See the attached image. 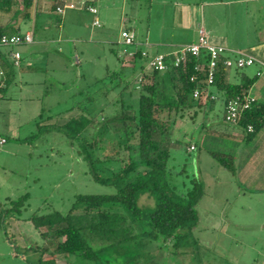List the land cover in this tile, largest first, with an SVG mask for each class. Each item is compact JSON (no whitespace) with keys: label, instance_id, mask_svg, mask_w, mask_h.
<instances>
[{"label":"rangeland","instance_id":"1","mask_svg":"<svg viewBox=\"0 0 264 264\" xmlns=\"http://www.w3.org/2000/svg\"><path fill=\"white\" fill-rule=\"evenodd\" d=\"M176 1L128 0L123 11L139 37L151 33L158 38L163 35L173 39L178 30L174 14ZM119 8L107 11L115 16ZM236 8L223 5L212 10L206 6L205 16L207 22L216 18L229 24L234 29V37L229 42L239 43V51L252 54L255 31H247L239 22L235 23L237 18L233 19L232 14ZM100 11L106 9L102 7L97 16ZM49 16L53 20L50 33L69 35L65 42L69 52L64 47L63 51L56 50L59 44L62 46V40L52 43L48 52L47 46L45 51L40 49L42 46H37L40 51L33 53L31 48L26 50L21 54L22 59L27 57V66L32 70L22 72L0 91V136L6 139L0 145V264L47 263L50 256L47 244L51 245L47 238L49 228L36 222L47 219V214L53 211L67 214L78 195L115 191L113 186L96 181L76 148L62 132L53 129L74 116V110L68 109L82 98L78 94L82 89L96 92L95 81L118 67L114 53L117 44L97 42L91 33L106 31L114 37L123 29L121 22L115 20L109 29L100 20L99 27L92 26L94 15L85 8L64 9L63 13L51 10ZM40 27L38 21L35 41H39L36 38L43 30ZM21 44L7 47L15 51ZM57 54L59 57L55 58ZM11 66L16 71L20 68L13 62ZM256 69L255 63L243 71L252 75ZM20 79L31 84L23 85ZM220 112L210 122L209 116L202 112L192 121L177 120L174 125L173 136L187 144L188 155L175 152L173 163H185L188 175L194 174L203 186L196 205L197 222L187 235L178 238L175 244L163 239L149 244L138 239V242L132 241L136 244L104 250L101 258L91 264H264V191L257 193L252 184L237 177L233 169L224 168L209 154V147L222 153L221 143H226L212 131L217 124L223 125ZM192 141L196 149L191 151L188 148ZM23 194L28 197L19 214L8 211L11 201H18ZM153 206L152 201L150 207ZM50 257L55 264H89L73 255Z\"/></svg>","mask_w":264,"mask_h":264},{"label":"trees","instance_id":"2","mask_svg":"<svg viewBox=\"0 0 264 264\" xmlns=\"http://www.w3.org/2000/svg\"><path fill=\"white\" fill-rule=\"evenodd\" d=\"M4 2L0 0V10L10 8ZM24 2L27 7L29 1ZM6 33L7 28L0 26V35ZM132 51L131 67L118 57V67L95 81L97 94L82 89L78 93L82 98L68 109L74 110V116L53 129L62 132L76 148L93 178L115 191L78 195L67 214L53 211L47 219L38 220L36 223L49 228L50 256L73 255L91 264L104 250L136 244L132 241L138 239L149 244L159 239L175 244L197 222L196 205L203 186L194 174L188 175L185 163H173L175 152L188 155L187 144L173 132L177 120L192 121L208 106V96L192 97L198 85L205 89L206 70L194 68L205 65L208 55L191 56L179 66L169 61L165 70L158 71L148 67L141 49ZM226 70L220 62L212 83L222 93L224 103L247 94L253 81L240 69L239 81H229ZM193 74L196 79L191 81ZM255 103L237 121L249 138L264 123V113ZM248 125L252 132L247 131ZM211 156L233 169L223 153L212 151ZM27 197L23 194L18 201H11L8 211L19 214ZM50 256L45 264H55Z\"/></svg>","mask_w":264,"mask_h":264},{"label":"crops","instance_id":"3","mask_svg":"<svg viewBox=\"0 0 264 264\" xmlns=\"http://www.w3.org/2000/svg\"><path fill=\"white\" fill-rule=\"evenodd\" d=\"M5 1L6 2L4 3L8 2L6 6L8 7L10 5V8L8 10H0V26L7 28L9 33L6 34L10 35L15 33H24L27 31L32 33V42L25 44L20 43L22 45L20 48L21 50L16 49V51L20 52V55L30 48V52L32 53L40 51V49L45 51L46 46V52H48L52 43H61L62 41V46L59 44L56 50L63 51L64 47L65 51L69 52V45L65 43L66 40H68L69 35L63 36L61 34H57L55 36L53 33L48 31L51 28L53 21H51L49 16L51 10H54L58 13L57 7L62 6L61 8L63 11L59 13H63L64 9H87L86 6H94L98 13L99 10L104 7L106 11H100L98 16L96 15L97 13L92 14L90 12L92 15H94L93 20L94 18H97L98 21L100 20L103 22V26L105 24L107 25V29L111 28L110 26L115 20H119L121 22L122 28H126L135 34L136 43L132 46H129V49L121 42L119 33L112 37L109 36L106 31H101L100 33L92 32L91 36L93 37L95 35V37H97L96 41L100 43L103 41L108 44L116 43L117 48L114 50V53H117V57H121L124 65L129 67L134 64V61H132V59H128L122 53L123 49L132 50L133 48H137L147 51L149 55H154L156 53H174V51L180 46L195 42L197 40L198 29L200 27L204 29L207 34V38L211 43L223 46L229 51H239L241 49L239 43L234 44L229 42L230 38H232V35L234 37V29L232 27L230 28L229 24H225L223 20H218L216 18H213L211 21L209 19V22H207V18L205 16L206 6L212 8L213 10L214 7L217 6L233 5L237 7L236 10H234L235 12L232 14L234 15L233 19L237 18L235 23L239 22L242 29L246 28L247 31H255L254 40L256 41L251 44L253 53H249V55H252L256 59L255 63L258 64V69H256L255 73L252 75H250L251 72L248 71H244V73L247 77L253 78V81L249 86V93L255 97V104H257L260 107L262 113H264V69H262L264 68L262 67L264 66V0H197L196 2L177 0L175 2L176 9L174 14L176 17V24L178 25V30L173 39H166L163 37V35L158 38L152 36L151 33L146 34L145 37H139L136 30L132 29L130 25L131 19H127L125 17L126 13L123 11V8L127 6L128 0H28L29 2L27 7L25 6L24 0ZM119 6L120 8L117 15L113 16L108 13L107 9L112 7L116 8ZM39 13L41 14L39 15L40 19L38 16ZM210 14L213 15L212 12ZM93 20L91 22L92 26H94ZM38 21L41 24L40 29L43 30L39 32V36L36 38L39 41H35L34 34ZM242 22L245 24V26H243ZM251 24L254 25L250 26ZM95 26L99 27L100 25ZM7 46H2L0 48L2 56L0 67L4 72V76L0 77V91L5 90L11 82L16 80L17 77L21 76L22 72L26 70H32L27 66V63L29 62L27 57L26 59H22V55L19 70H14L11 66L12 59L10 57V52L13 50H10L12 48ZM10 46L14 47L16 45ZM37 46H42V48L37 49ZM74 54V58L78 57L77 51H75ZM57 55L58 56L54 57L58 58L59 54ZM243 69H240V71ZM17 72L19 74H17ZM226 72L227 79L229 81H239L240 74H238L236 68H227ZM20 82H22L23 85L31 84L28 83V81H24L23 79H20ZM209 90L213 91L212 93L216 95V98L213 100H207L208 106L204 108L203 113L205 116H209L210 122V120L217 115L216 112H218V110L221 111L220 116L223 125L217 124V126H215L212 131H215L216 134L221 137L219 140H222L223 142L226 140L225 145L221 143L222 153L229 157L232 161L235 175L240 177L246 183L252 184L257 193H262L264 191V123L251 138L247 137L248 133L244 132L239 125L225 122L223 118L224 99L223 96H221L222 93H219L213 87H210ZM229 144L230 146H228ZM193 145V150H195L196 144L194 142ZM212 151L216 150H211L209 147L210 155ZM11 255L14 256L13 253H11Z\"/></svg>","mask_w":264,"mask_h":264},{"label":"built area","instance_id":"4","mask_svg":"<svg viewBox=\"0 0 264 264\" xmlns=\"http://www.w3.org/2000/svg\"><path fill=\"white\" fill-rule=\"evenodd\" d=\"M89 12L92 14L97 13V9L94 6H86ZM58 12H62L61 7H57ZM94 25H100L97 18L93 20ZM121 42L126 46H131L136 43L135 34L123 28L120 32ZM32 42V33L30 31L24 33L15 34H1L0 35V47L7 45H17L20 43H30ZM122 53L128 58H133V51L123 49ZM232 53L233 55H229ZM201 54L208 55V61L205 65L197 64L195 70H206V78L203 84L205 89L202 91L200 85H198L192 91V97L207 98L208 100H213L216 98L214 93L209 92V88L212 87L214 81L215 71L218 68L220 62L226 68H236L243 69L255 63L256 59L249 54L241 51H229L223 46H219L211 43L207 34L203 28L198 29L197 40L195 42L185 44L177 48L174 53H156L154 55H149L147 51L142 50L141 55L147 58V65L153 70L163 71L168 67V62L170 61L174 66H179L187 61L189 57H199ZM172 56V57H171ZM10 57L15 66L20 65L21 55L19 51H11ZM76 59V57H75ZM0 64H1V53H0ZM4 72L0 67V77L3 76ZM196 79V75L190 76V80ZM255 97L249 92L243 96H235L234 98L228 99L224 103V120L229 124H237V121L241 113L247 109H250L252 104L255 102ZM253 128L251 125L247 126V131L252 132ZM6 139L0 136V145L4 144ZM189 150L194 149V145L191 144L188 148Z\"/></svg>","mask_w":264,"mask_h":264}]
</instances>
